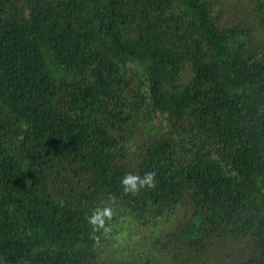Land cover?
<instances>
[{"label": "trees", "instance_id": "1", "mask_svg": "<svg viewBox=\"0 0 264 264\" xmlns=\"http://www.w3.org/2000/svg\"><path fill=\"white\" fill-rule=\"evenodd\" d=\"M260 33L210 0H0V264H264Z\"/></svg>", "mask_w": 264, "mask_h": 264}, {"label": "rangeland", "instance_id": "2", "mask_svg": "<svg viewBox=\"0 0 264 264\" xmlns=\"http://www.w3.org/2000/svg\"><path fill=\"white\" fill-rule=\"evenodd\" d=\"M211 1V15L216 26L219 29H226L234 27L235 25H242L248 31L257 32L256 38L262 43L264 30V0H210ZM252 15L258 16V21L252 18ZM19 18V17H18ZM146 138V137H145ZM121 229H118V238L115 241L123 246L129 248L131 246L137 247L140 240H150L147 234L150 230L136 224H129L127 222ZM170 229V227H169ZM157 240L152 239L153 242L158 244L157 248L153 250L160 253L161 249L167 250L165 242L167 237L164 234L156 236ZM202 249V245H201ZM201 253V251H197ZM125 256V255H124ZM180 257L177 259V261Z\"/></svg>", "mask_w": 264, "mask_h": 264}, {"label": "clouds", "instance_id": "3", "mask_svg": "<svg viewBox=\"0 0 264 264\" xmlns=\"http://www.w3.org/2000/svg\"><path fill=\"white\" fill-rule=\"evenodd\" d=\"M155 171L145 172L143 176L140 174H133L131 172L125 173L121 178L122 193L125 195H136L141 189H151L155 187ZM115 203V198H111V202L105 203L104 207H95L91 215L86 216L87 223L95 227L98 231L106 227V220H111L114 216V208L112 204Z\"/></svg>", "mask_w": 264, "mask_h": 264}]
</instances>
